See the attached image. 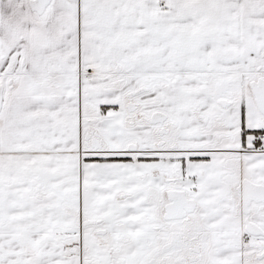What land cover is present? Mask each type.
Here are the masks:
<instances>
[{"label":"snow or ice","instance_id":"snow-or-ice-1","mask_svg":"<svg viewBox=\"0 0 264 264\" xmlns=\"http://www.w3.org/2000/svg\"><path fill=\"white\" fill-rule=\"evenodd\" d=\"M0 264H264V0H0Z\"/></svg>","mask_w":264,"mask_h":264}]
</instances>
